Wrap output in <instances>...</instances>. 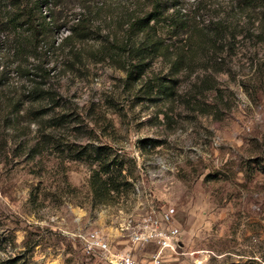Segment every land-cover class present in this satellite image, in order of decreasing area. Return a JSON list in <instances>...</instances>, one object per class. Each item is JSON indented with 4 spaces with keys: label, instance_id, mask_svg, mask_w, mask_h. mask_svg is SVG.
<instances>
[{
    "label": "rangeland",
    "instance_id": "374dc122",
    "mask_svg": "<svg viewBox=\"0 0 264 264\" xmlns=\"http://www.w3.org/2000/svg\"><path fill=\"white\" fill-rule=\"evenodd\" d=\"M150 8L45 0L36 47L0 29V261H148L132 226L171 206L162 264H264V5L160 0L151 36L129 30Z\"/></svg>",
    "mask_w": 264,
    "mask_h": 264
},
{
    "label": "trees",
    "instance_id": "16d2710c",
    "mask_svg": "<svg viewBox=\"0 0 264 264\" xmlns=\"http://www.w3.org/2000/svg\"><path fill=\"white\" fill-rule=\"evenodd\" d=\"M159 1L151 0V8L144 15L134 18L128 29L140 28L148 34L147 36H151L149 31L153 29V25L150 23L158 20L160 14ZM241 2L246 6L256 5V3L264 5V0H241ZM44 4L45 0H0V29L16 32L14 41L20 38L18 33L26 31L28 36H25L23 41H28L36 47L39 39L47 31V24L44 23L46 16L42 12ZM113 163L111 161L108 164L103 163L102 171L104 174L110 172L109 167ZM99 172H95V175L92 176L91 186L95 195L97 194L99 198H102L101 194L109 192L111 189H118L119 181L115 176H102ZM118 173L120 174L119 171ZM0 264H9V262L0 261Z\"/></svg>",
    "mask_w": 264,
    "mask_h": 264
},
{
    "label": "built area",
    "instance_id": "2783aa9c",
    "mask_svg": "<svg viewBox=\"0 0 264 264\" xmlns=\"http://www.w3.org/2000/svg\"><path fill=\"white\" fill-rule=\"evenodd\" d=\"M175 210L167 206L156 212L151 210L132 226L130 239L137 246L154 244L155 249L148 261L137 258L130 250L120 253L106 254L109 264H162L168 256L178 253L181 247V230L174 223ZM89 248H100L109 251V245L97 232H90L85 236Z\"/></svg>",
    "mask_w": 264,
    "mask_h": 264
}]
</instances>
